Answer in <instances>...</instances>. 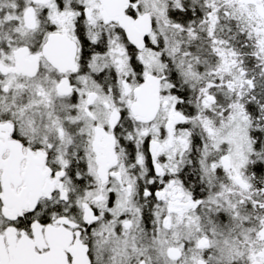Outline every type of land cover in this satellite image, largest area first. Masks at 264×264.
I'll list each match as a JSON object with an SVG mask.
<instances>
[{"label":"snow or ice","instance_id":"obj_1","mask_svg":"<svg viewBox=\"0 0 264 264\" xmlns=\"http://www.w3.org/2000/svg\"><path fill=\"white\" fill-rule=\"evenodd\" d=\"M0 264H264V0H0Z\"/></svg>","mask_w":264,"mask_h":264}]
</instances>
